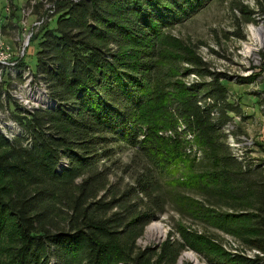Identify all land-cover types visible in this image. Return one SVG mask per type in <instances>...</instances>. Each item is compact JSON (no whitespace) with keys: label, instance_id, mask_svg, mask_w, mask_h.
<instances>
[{"label":"trees","instance_id":"trees-1","mask_svg":"<svg viewBox=\"0 0 264 264\" xmlns=\"http://www.w3.org/2000/svg\"><path fill=\"white\" fill-rule=\"evenodd\" d=\"M33 1L55 11L29 71L42 106L24 111L10 93L23 76L0 67V112L20 130L0 135V264H176L188 250L264 264V164L233 156L223 76L173 34L216 0ZM236 1V25L264 16V0ZM190 71L210 81L187 84ZM170 213L166 239L138 247Z\"/></svg>","mask_w":264,"mask_h":264},{"label":"rangeland","instance_id":"rangeland-1","mask_svg":"<svg viewBox=\"0 0 264 264\" xmlns=\"http://www.w3.org/2000/svg\"><path fill=\"white\" fill-rule=\"evenodd\" d=\"M235 1L216 0L188 23L173 30V34L195 48V54L205 64L207 72L223 76L221 83L229 92L228 102L237 111L236 114H231L233 120L228 129L224 128V133L230 137L226 138V141L233 156L241 161L246 158L252 163L264 164V16L254 13L251 17L253 21L244 23L239 20L236 25L233 20L238 17L235 13L238 15L239 12L236 6L231 4ZM239 1L250 10L256 11L254 0ZM32 3L33 0H0V48L9 56L8 66H3L5 68L2 71H9L11 76L21 74L23 80L26 79V88L23 83L17 84V88H12L10 93L18 105L26 102L24 105L27 107L34 106L35 103L24 98V93L19 89H30L31 82L28 84L29 77L26 72H36V52L41 28L51 23L55 14L51 8L34 9ZM207 72L204 71V74L200 75L190 71L183 77L184 82H209ZM0 80L2 82V75ZM32 91L33 96H36L35 90ZM6 110L0 112V135L10 138L18 135L20 130L17 131L10 123L17 126L16 122L11 119L9 122L8 116L11 114ZM189 156L197 162L203 160V155L194 146ZM64 165L66 164L63 163L59 167ZM196 195L198 196V191L194 190L193 196ZM173 221L178 222V218L170 213L166 218L151 223L144 229L136 245L140 248L160 245L170 233V224ZM153 226L157 229L152 230ZM189 226L191 230L197 228L193 224ZM198 228L202 232L203 228ZM208 232L215 236L219 247L231 254L230 256H233L234 252L241 253L240 249H235V242L229 241L221 231ZM174 236L178 238L176 232ZM244 254L248 257L254 255L248 251ZM184 255L194 257L197 261L194 264H207L201 253L190 250L183 252L176 264H193Z\"/></svg>","mask_w":264,"mask_h":264},{"label":"bare ground","instance_id":"bare-ground-1","mask_svg":"<svg viewBox=\"0 0 264 264\" xmlns=\"http://www.w3.org/2000/svg\"><path fill=\"white\" fill-rule=\"evenodd\" d=\"M55 1V0H54ZM49 2V1H48ZM44 4H46V3H44ZM47 5V4H46ZM52 5V4H51ZM51 7V6H50ZM47 8V7H46ZM256 18V17H255ZM4 66H8V64H5ZM0 67H3V62H1L0 61ZM5 67H3V69H4ZM11 68V67H10ZM2 73V72H1ZM27 73V76L30 78V76H29V73L28 72H26ZM25 74V73H24ZM26 75V74H25ZM28 78V79H29ZM1 81V80H0ZM26 81V79H24V81H23V84L25 85V88H26V86H27V83H24ZM30 82H29V80H28V84H29ZM30 85V89L28 88V89H24V90H21V89H19L20 90V92H22V93H24V98H27V100H30L31 101V103H35V105L34 106H25L24 104H26V102L22 105V104H20L19 102V104H20V106L24 109V111L25 110H27V111H32V110H34V109H36L37 107H39V106H42L41 104H40V98H41V94H42V92L44 91V88L41 86V85H36V84H32V83H30L29 84ZM31 86H33V87H31ZM14 89L15 88H17V85H15L14 87H13ZM32 90H35V95L36 96H33V91ZM14 100H15V97H14ZM16 101V100H15ZM18 101V100H17ZM31 105H33V104H31ZM227 127H229V126H227ZM228 129V128H227ZM228 133V132H227ZM231 136V135H230ZM230 138V137H229ZM233 141V140H232ZM235 143V142H234ZM152 230H156L157 228L155 227V226H153V228H151ZM185 257H186V259H189L191 262H193V264L194 263H196L197 261L194 259V257H192V256H190V255H184Z\"/></svg>","mask_w":264,"mask_h":264},{"label":"built area","instance_id":"built-area-1","mask_svg":"<svg viewBox=\"0 0 264 264\" xmlns=\"http://www.w3.org/2000/svg\"><path fill=\"white\" fill-rule=\"evenodd\" d=\"M0 61L3 62V66L7 64L9 61L8 54H6L3 50H1V48H0ZM29 82H33L31 78H29ZM18 87H20V85H18Z\"/></svg>","mask_w":264,"mask_h":264}]
</instances>
